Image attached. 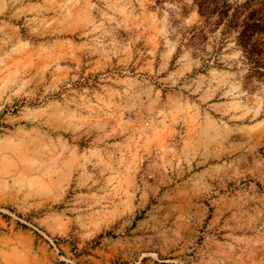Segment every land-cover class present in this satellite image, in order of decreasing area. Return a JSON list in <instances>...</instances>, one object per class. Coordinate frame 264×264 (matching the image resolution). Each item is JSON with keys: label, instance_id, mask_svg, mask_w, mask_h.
<instances>
[{"label": "rangeland", "instance_id": "1", "mask_svg": "<svg viewBox=\"0 0 264 264\" xmlns=\"http://www.w3.org/2000/svg\"><path fill=\"white\" fill-rule=\"evenodd\" d=\"M198 21L0 0V264H264V81Z\"/></svg>", "mask_w": 264, "mask_h": 264}, {"label": "trees", "instance_id": "2", "mask_svg": "<svg viewBox=\"0 0 264 264\" xmlns=\"http://www.w3.org/2000/svg\"><path fill=\"white\" fill-rule=\"evenodd\" d=\"M192 6L199 21L189 28L182 44L202 56V67L216 64L219 48L232 44L243 80L264 81V0H192ZM215 32L218 45L207 54L206 33Z\"/></svg>", "mask_w": 264, "mask_h": 264}]
</instances>
